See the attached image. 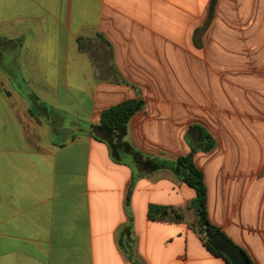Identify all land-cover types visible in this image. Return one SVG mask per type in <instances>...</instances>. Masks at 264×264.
I'll return each mask as SVG.
<instances>
[{
    "label": "crops",
    "instance_id": "0c3cea01",
    "mask_svg": "<svg viewBox=\"0 0 264 264\" xmlns=\"http://www.w3.org/2000/svg\"><path fill=\"white\" fill-rule=\"evenodd\" d=\"M130 100L126 140L164 166L193 153L211 224L264 264V0H0V264H228L170 169L128 205L134 164L93 127Z\"/></svg>",
    "mask_w": 264,
    "mask_h": 264
},
{
    "label": "trees",
    "instance_id": "16d2710c",
    "mask_svg": "<svg viewBox=\"0 0 264 264\" xmlns=\"http://www.w3.org/2000/svg\"><path fill=\"white\" fill-rule=\"evenodd\" d=\"M141 105L142 103L140 100H130L113 106L102 113L100 124L93 127L94 137L108 145L114 161L124 163L126 159H130L131 163L134 164V167L132 166L134 171L128 194V205L131 200L135 182L144 175V172H154L158 169L159 165L151 159L145 158L126 140L128 124L131 118L140 110ZM200 135V149L205 152L212 150L215 145L212 137L201 129ZM193 151H195V149H193ZM159 168L170 169L181 182L192 187L196 191V198L190 205L196 218L193 227L200 236L206 237L204 245L213 255L221 257L228 264H231L224 255L215 251L209 245L210 238L221 231L219 228L212 225L209 220L207 189L204 176L194 164L193 153L180 157L172 166L160 164ZM148 218L152 221L179 222L182 219V215L173 207L150 205L148 208ZM131 221L132 219L130 217L129 226L124 228L121 239L130 232ZM121 239V247L124 248L126 252L129 251L131 245L123 241L121 242ZM250 264L254 263L250 260Z\"/></svg>",
    "mask_w": 264,
    "mask_h": 264
},
{
    "label": "water",
    "instance_id": "95a60500",
    "mask_svg": "<svg viewBox=\"0 0 264 264\" xmlns=\"http://www.w3.org/2000/svg\"><path fill=\"white\" fill-rule=\"evenodd\" d=\"M209 245L217 252L224 255L231 264H250L244 250L233 243L222 232L213 235L209 240Z\"/></svg>",
    "mask_w": 264,
    "mask_h": 264
},
{
    "label": "rangeland",
    "instance_id": "374dc122",
    "mask_svg": "<svg viewBox=\"0 0 264 264\" xmlns=\"http://www.w3.org/2000/svg\"><path fill=\"white\" fill-rule=\"evenodd\" d=\"M204 240H206V237H203Z\"/></svg>",
    "mask_w": 264,
    "mask_h": 264
}]
</instances>
